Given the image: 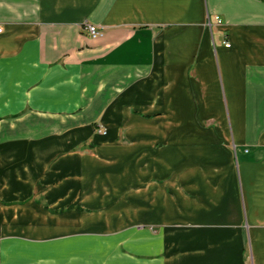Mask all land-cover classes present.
<instances>
[{"label":"crops","instance_id":"0c3cea01","mask_svg":"<svg viewBox=\"0 0 264 264\" xmlns=\"http://www.w3.org/2000/svg\"><path fill=\"white\" fill-rule=\"evenodd\" d=\"M0 28V264H51L122 172L185 206L157 264H264V0H0Z\"/></svg>","mask_w":264,"mask_h":264},{"label":"rangeland","instance_id":"374dc122","mask_svg":"<svg viewBox=\"0 0 264 264\" xmlns=\"http://www.w3.org/2000/svg\"><path fill=\"white\" fill-rule=\"evenodd\" d=\"M120 142L125 144V141ZM202 154L206 157L205 160L208 158L206 150L203 153L198 151L192 156L191 163L205 164ZM130 155H122L117 162L123 165L129 163L134 170L139 166L136 150L130 151ZM184 160L185 156H182L178 163ZM167 175L160 179L161 183L168 180ZM112 183L118 186L116 193L110 195L106 204L88 205L93 207V214L76 220L74 229L49 231L44 240L51 244L50 257L55 256V260L59 262L54 260L51 264H157L169 256V252L165 251L169 248V234L154 238L150 229L159 227V235L171 227L184 226L183 221L170 218L172 209L184 214V204L183 207H177L180 204H175L173 200L174 206L171 208L169 188L161 192L160 197L154 198L153 189L144 191L139 187L141 184L137 181L135 172L114 173ZM79 242H87L83 247L92 246L93 256L85 252L78 253L80 255L71 259L57 260V256L73 253V250L65 249L72 245H82L74 244ZM58 248L65 251H58Z\"/></svg>","mask_w":264,"mask_h":264},{"label":"built area","instance_id":"2783aa9c","mask_svg":"<svg viewBox=\"0 0 264 264\" xmlns=\"http://www.w3.org/2000/svg\"><path fill=\"white\" fill-rule=\"evenodd\" d=\"M218 20V19H217ZM83 30L91 39H101L104 36V31L101 27L91 24H85ZM2 29L0 28V33ZM225 47H229L228 43H225ZM99 133L105 134L104 130L98 129Z\"/></svg>","mask_w":264,"mask_h":264}]
</instances>
